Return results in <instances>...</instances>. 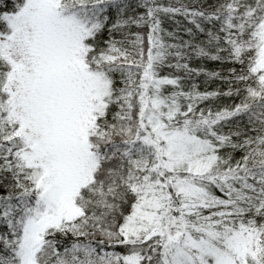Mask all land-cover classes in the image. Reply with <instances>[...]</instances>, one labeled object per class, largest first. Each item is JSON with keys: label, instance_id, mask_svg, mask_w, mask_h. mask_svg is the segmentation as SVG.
Returning <instances> with one entry per match:
<instances>
[{"label": "snow or ice", "instance_id": "obj_1", "mask_svg": "<svg viewBox=\"0 0 264 264\" xmlns=\"http://www.w3.org/2000/svg\"><path fill=\"white\" fill-rule=\"evenodd\" d=\"M0 264H264V0H0Z\"/></svg>", "mask_w": 264, "mask_h": 264}]
</instances>
